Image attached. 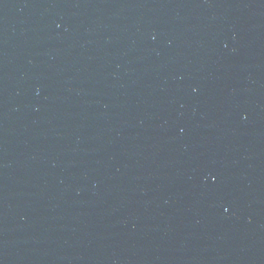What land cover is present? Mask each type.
I'll return each mask as SVG.
<instances>
[{"label": "water", "instance_id": "95a60500", "mask_svg": "<svg viewBox=\"0 0 264 264\" xmlns=\"http://www.w3.org/2000/svg\"><path fill=\"white\" fill-rule=\"evenodd\" d=\"M0 264H264V0H0Z\"/></svg>", "mask_w": 264, "mask_h": 264}]
</instances>
